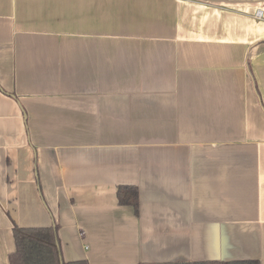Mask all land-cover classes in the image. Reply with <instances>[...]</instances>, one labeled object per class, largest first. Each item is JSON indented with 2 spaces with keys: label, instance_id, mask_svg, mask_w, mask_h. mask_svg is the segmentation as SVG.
<instances>
[{
  "label": "crops",
  "instance_id": "obj_1",
  "mask_svg": "<svg viewBox=\"0 0 264 264\" xmlns=\"http://www.w3.org/2000/svg\"><path fill=\"white\" fill-rule=\"evenodd\" d=\"M53 223L68 264H264V0H0V264Z\"/></svg>",
  "mask_w": 264,
  "mask_h": 264
},
{
  "label": "trees",
  "instance_id": "obj_2",
  "mask_svg": "<svg viewBox=\"0 0 264 264\" xmlns=\"http://www.w3.org/2000/svg\"><path fill=\"white\" fill-rule=\"evenodd\" d=\"M25 123L26 116L24 115ZM119 204L130 205L136 212L139 196L135 186L117 187ZM14 250L8 254V264H68L62 258L57 225L49 227H12ZM71 264H80L79 262ZM165 264H260L256 259L233 261H177Z\"/></svg>",
  "mask_w": 264,
  "mask_h": 264
},
{
  "label": "built area",
  "instance_id": "obj_3",
  "mask_svg": "<svg viewBox=\"0 0 264 264\" xmlns=\"http://www.w3.org/2000/svg\"><path fill=\"white\" fill-rule=\"evenodd\" d=\"M260 13H261V11H257V12H256V15H257V16H259V15H260Z\"/></svg>",
  "mask_w": 264,
  "mask_h": 264
}]
</instances>
